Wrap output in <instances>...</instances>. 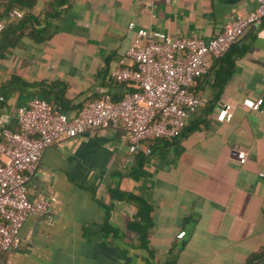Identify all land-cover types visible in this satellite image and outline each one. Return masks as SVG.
<instances>
[{
	"label": "crops",
	"instance_id": "0c3cea01",
	"mask_svg": "<svg viewBox=\"0 0 264 264\" xmlns=\"http://www.w3.org/2000/svg\"><path fill=\"white\" fill-rule=\"evenodd\" d=\"M253 6L252 0H68L48 41L22 37L0 59V86L10 75L33 84L1 99L0 130L17 128L16 108L39 96L37 83L50 91L47 100L56 94L68 116L96 97L121 98L129 89L109 71L128 64L130 21L156 40L206 39ZM230 58L231 75L216 88V65L207 56V72L191 85L200 103L174 140L133 144L123 127H95L49 144L26 180L28 197L46 200V209L26 216L21 245L0 251V264H163L171 255L173 264H243L262 248L264 19L243 29L223 61ZM245 97L262 98L259 109L243 106ZM221 103L232 112L228 122L215 120ZM139 154L142 166L132 172ZM116 187L149 205L153 259L138 247L135 202L120 198Z\"/></svg>",
	"mask_w": 264,
	"mask_h": 264
},
{
	"label": "built area",
	"instance_id": "2783aa9c",
	"mask_svg": "<svg viewBox=\"0 0 264 264\" xmlns=\"http://www.w3.org/2000/svg\"><path fill=\"white\" fill-rule=\"evenodd\" d=\"M252 1L251 10L235 14L206 39L183 36L156 40L145 28L128 22L126 27L133 31L125 50L128 64L109 71L129 89L118 100L93 99L71 116L36 95L18 106L17 129L0 130V251L19 248V228L26 216L46 209V200L33 202L28 197L26 180L49 144L95 127H123L133 144L154 137H177L200 103L191 85L207 72V56L219 58L245 27L258 26L264 19V0ZM20 16L16 8L8 13L9 18ZM261 102L260 97L241 101L250 110L259 109ZM231 116L227 104L216 108V121L228 122Z\"/></svg>",
	"mask_w": 264,
	"mask_h": 264
},
{
	"label": "trees",
	"instance_id": "16d2710c",
	"mask_svg": "<svg viewBox=\"0 0 264 264\" xmlns=\"http://www.w3.org/2000/svg\"><path fill=\"white\" fill-rule=\"evenodd\" d=\"M67 2L68 0H0V59L4 57L8 49H11L16 45L22 37H26L36 43L48 41L58 29V21L61 18L62 11ZM13 8L21 11L20 17H8L9 11ZM224 54L214 60L216 70L213 78V86L216 88H220L228 80L233 68V58L224 62ZM41 84L42 83H37L39 89L35 93H37L40 97L45 98V95L50 93V91L48 92L47 90L40 88ZM29 86H33V84L24 82L16 75H10L0 86V104L2 103L1 99L5 98V94L9 91L22 90L23 88ZM97 98L100 97H96L95 99ZM53 99L55 104L61 106L55 93H53ZM80 108L81 107L76 108L73 114H75ZM154 138L174 140L176 137ZM142 163L143 157L139 154L132 172L138 170L142 166ZM115 192L118 193L120 198L124 197L126 200L130 199L135 202L137 222H135L136 224H134L133 230L138 235V247L145 249L147 255L153 259L154 252L147 246V229L151 225L149 205L141 197L130 192L121 191L117 187L115 188ZM263 254L264 246L259 250L252 252L243 264H250ZM174 256L175 255H171V261H165L163 264H173L172 261ZM143 264L158 263L154 260H151L149 263L146 259ZM253 264H264V259L256 261Z\"/></svg>",
	"mask_w": 264,
	"mask_h": 264
},
{
	"label": "water",
	"instance_id": "95a60500",
	"mask_svg": "<svg viewBox=\"0 0 264 264\" xmlns=\"http://www.w3.org/2000/svg\"><path fill=\"white\" fill-rule=\"evenodd\" d=\"M262 259H264V254L261 255L260 257L256 258V259H255L254 261H252L250 264H253V263H255L256 261H259V260H262Z\"/></svg>",
	"mask_w": 264,
	"mask_h": 264
}]
</instances>
